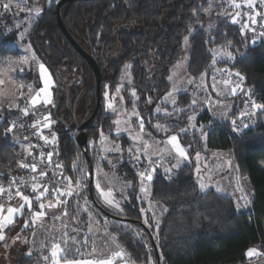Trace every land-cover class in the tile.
<instances>
[{
    "label": "trees",
    "instance_id": "1",
    "mask_svg": "<svg viewBox=\"0 0 264 264\" xmlns=\"http://www.w3.org/2000/svg\"><path fill=\"white\" fill-rule=\"evenodd\" d=\"M57 1H45L28 32L27 42L51 73L59 76L62 84L68 75L74 76L72 90L75 95L83 93L80 113L84 115L86 107L91 109L95 101L93 75L87 62L58 27L55 13ZM226 1L78 0L67 3L61 10L67 29L91 52L99 65L103 63L102 56L119 51L118 56L107 62V71L101 83V104L96 118L98 125L87 127L88 140L96 141L103 130L108 138L120 141L125 147L126 138L114 134L116 115L105 108L103 91L105 88L109 92L116 91L128 66L136 99L129 94V86L125 84L121 90L125 106L131 108L135 105L142 116L147 111L146 129L160 124L168 129L164 135L179 134L180 143L189 157V163L181 166L171 179L156 172L150 180L151 200L163 203L167 208L157 227V242L152 237L150 218L147 221L151 227L144 223L141 214L143 203L137 200L136 194L139 176L127 159L117 168L132 186L122 215L110 212L98 203L92 191L89 193L90 201L99 213L120 223L111 232L117 235L118 243L133 263L146 264L149 258L145 244L135 235V229L142 230L150 241L155 264H242L249 249L264 243V111L254 126L232 134L228 130V120H212L202 110L201 104L196 102L192 105L194 98L188 92L180 93L172 106L159 102L170 88V68L183 54L187 37V72L192 78L203 73L208 75L212 69L211 50L227 46L233 58L219 65L239 71L245 77L246 86L264 104V38L250 45L247 31L242 33L240 27L230 22L231 5L228 15L221 14ZM258 1L254 0V4H259ZM208 11L214 17L210 29L207 28ZM13 18L16 16L0 14V59L19 54V49L10 44L13 36L7 34L5 28ZM22 78L38 84L31 71ZM64 100L63 97L58 114L64 111L65 119L70 121L72 115L65 109ZM237 104L239 106L232 109L228 118L238 112L241 102ZM152 105L167 109L172 114L155 113ZM18 112H6L0 120V172L5 175L18 171V162L25 154L21 145L12 141V133L7 132L9 120ZM197 113L198 123L204 124L201 131L181 132V129L187 128L188 118ZM58 128L59 150L66 169L70 171L77 156H81L88 167L89 164L92 166L89 152H82V148L68 136L73 127L63 131V126L59 124ZM205 132L204 143L202 134ZM208 149L232 153L239 174L246 177L251 185L253 197L249 210L238 211L231 198L213 189L200 191L193 157L197 153H207ZM23 219L24 215L19 221ZM25 233L29 235L30 229ZM26 250L21 252L16 264H35L38 260L36 255H26Z\"/></svg>",
    "mask_w": 264,
    "mask_h": 264
},
{
    "label": "rangeland",
    "instance_id": "2",
    "mask_svg": "<svg viewBox=\"0 0 264 264\" xmlns=\"http://www.w3.org/2000/svg\"><path fill=\"white\" fill-rule=\"evenodd\" d=\"M46 0H10L11 7L9 10H5L2 6H0V14L8 13L10 15H15L16 18L11 19L8 25H6L7 34L16 38L11 42V44L17 48H19V54L16 57H12L8 55L5 59H0V79H3L5 83L0 85V120L4 117L6 112L9 111H20L23 104L28 103L29 96V88L31 86V95H34L36 91L39 90L41 87V80H40V72L38 70L37 65V58L34 55L32 49L30 48L29 43L27 42V35L28 32L36 20V17L40 14L44 7V3ZM254 2V0H253ZM259 4L264 5L261 3V0L258 1ZM232 4L231 0L226 1V6L223 8L221 12L222 15H228L229 11L228 8ZM207 28H212L214 17L210 16L209 11L207 13ZM244 31H247L245 29ZM18 34V35H17ZM264 38V35L262 36ZM184 52L181 55L180 59L170 68V90L168 97L162 98L159 102L164 104H168L170 106L173 105V101H175L176 96L181 92L178 82L181 81V85L183 87L184 92L192 93L194 96V100L201 104L202 110L208 113V109L212 110V100L216 99L223 106H225L224 97H234L238 98V102H241V106L238 111L242 110L245 106V102L243 99V94L236 91V94H232L233 82H230L228 85L223 83L224 80H228L227 72L225 73L226 69H229L227 66H221L219 63L225 61H231L233 56L227 46H218L211 50L213 59L215 58V63L213 64V60L211 61L212 69L210 70L209 74L203 73L204 76L203 80L200 79L197 81H193L192 77L187 72V63L189 60V46L187 43V39H185L184 44ZM215 53V57L213 56ZM229 54L230 57L229 58ZM28 57V62L23 63L21 58ZM31 71L32 75L36 77L38 84L35 85L33 80H24L22 76L26 74V72ZM48 73L51 75L52 81H54V85L50 88L51 92V103L48 104H38L35 106L34 111H42L47 116L50 114V130L53 133L58 132V122L54 120L51 115L52 108H53V96H54V89H55V80L51 71L47 68ZM201 75V76H202ZM213 75H215L216 87L213 88ZM211 76V77H210ZM74 79V76L68 75L65 82H63V91L69 90L71 86V81ZM70 80V82H68ZM131 76L128 70V66L126 67V71L124 76L122 77L121 84L117 87L115 92H109L107 88L103 91V100L104 106L112 113H116V121H119L118 129L116 134L125 133L128 135L132 142H135L133 137L139 134V121L137 118L132 115L134 111L138 112L136 106L133 105L131 108H127L125 106V97L122 93V88L125 84L129 86L128 92L134 99H136L135 95H133L134 88L130 84ZM188 82V83H187ZM187 83V84H186ZM21 85L25 87L21 89ZM85 88V86H83ZM62 91V92H63ZM23 92L24 95L21 96L20 93ZM201 92V95H199ZM107 94V95H106ZM191 94V95H192ZM198 96H200L198 98ZM172 97V98H171ZM72 104V100H71ZM11 105V107H10ZM112 105V107H109ZM18 106V107H17ZM80 106V104H79ZM152 110L155 113H158L155 109L158 107L156 105H152ZM90 106H87L86 109L88 113H90ZM160 114H164V112L171 113L167 109L161 108ZM264 110H259L252 115V117L248 120V124L254 126L258 120V117ZM224 112V110H223ZM19 113V112H18ZM238 113V112H237ZM236 113V114H237ZM61 113H59L60 115ZM64 116V112L62 114ZM81 114H78L76 117L78 120L81 119ZM147 115V113H146ZM198 113L197 115H191L190 117H194L193 120H189L188 126L186 130H196L198 132L202 129V124L198 123ZM140 117H143L141 113H139ZM208 116L210 114L208 113ZM227 114L224 115L223 120L227 119ZM233 117V116H232ZM211 118V117H210ZM146 121L147 118H146ZM144 121V130L143 136L146 135H155L158 136L160 139L164 137V131L158 129L156 127L157 124H154L152 129L147 130L145 129V122ZM115 122V120H114ZM160 125V124H159ZM192 125H195L193 127ZM163 126V125H161ZM164 127V126H163ZM18 130H20L18 128ZM122 130V131H121ZM244 131V130H243ZM21 132V131H20ZM115 132V131H114ZM17 144L21 145L23 149L29 148L28 142L23 139V135L19 133ZM115 134V133H114ZM106 137L107 135L104 134ZM207 137V133L202 134V140L205 143ZM108 142L111 145H118L121 149V142L117 140H112L107 137ZM127 140V139H126ZM90 145L88 147V152L92 158L93 165H92V191L94 192V196L101 200L99 197L98 192L96 191L94 184L95 180L98 178L101 182V185L107 190L109 187L113 189V194L115 199L119 201L120 205H125L129 199V193L132 189L131 183L125 179L123 173L118 172V166L127 159L128 162L133 166L135 172L140 173L142 169L144 170L145 167L142 165L144 163H149V160L146 159L147 157L141 156L138 160L135 158L137 153L135 149L130 154L128 149L131 148L130 142L126 141V146L123 147L121 151H108L104 152L101 151L102 147H107L108 145H101L100 143V136L98 135V139L96 141L89 140ZM136 143V142H135ZM135 147V146H134ZM137 148V146L135 147ZM216 150H209L207 153H202L197 158L196 155V162L197 168H199V172H196L195 178L198 182V186L201 192H206L208 188L214 186L215 181H220L222 183V178L225 176L226 173H229L231 176L235 174V178L231 184H227V180L223 182L225 183L226 192L229 195H233L234 192H237L239 188L243 189V193L246 194V198H242V193L239 191L236 193L235 196L237 199L239 198V206L243 208H247L249 204V190L248 185L243 179L237 178V174L239 171H236L235 166L237 168L236 162L233 158V155L230 151H224L221 155L216 152ZM221 151V150H220ZM222 152V151H221ZM27 154L19 160L18 167L21 163L26 159ZM101 157H104L103 159ZM188 160V159H187ZM111 161V163H109ZM165 161V160H164ZM184 161V160H183ZM78 164L79 168L87 169L88 165L85 160L81 158V156H77L72 165ZM179 163L177 162L176 165L169 167L171 163L163 162L162 158L159 156L158 152H152L151 156V167L149 168L150 173L153 175L156 172L165 173L166 175H171L173 177L176 174L177 170L179 169ZM189 163V161H187ZM150 164V163H149ZM186 164V163H185ZM235 164V165H234ZM184 165V164H183ZM181 165V166H183ZM97 166H99V174L97 175ZM180 166V167H181ZM143 167V168H142ZM142 168L141 170H139ZM154 169V170H153ZM162 170V171H161ZM238 170V168H237ZM139 176V175H138ZM139 180L141 182V177L139 176ZM142 186H140V193L137 194V200L143 203L141 208V214L145 220L150 218L152 223V237L156 241V234H157V227L160 223V214L162 213L161 210H158L157 205L159 202H155L150 198V182L145 183L143 181ZM204 184V189H201L200 185ZM139 188V187H138ZM141 188L146 189V191H141ZM85 197H87L89 208L91 210L92 218L91 220L89 217L84 214L78 207L74 205H70L67 208L61 205H57V203L52 202V205H57L62 208H65L67 215H64L63 210H44L46 215L38 219L36 224L33 225L31 222V213L28 211V208H24L25 216L22 221L20 220L21 216H18L14 222L11 224L10 230V237L8 241L0 240V264H16L17 260L21 256V252L27 248L26 255H36L38 256V260L35 264H52V257L50 256V250L54 243H59L61 248L65 249L66 251V258L74 257V256H87V257H102L109 255L111 256L114 252L119 251L117 245L122 247L117 241V235L111 232V229L117 228L120 223L115 220H110L103 214L99 213L97 209H95L90 201L89 192L88 190L84 192ZM103 202V201H102ZM109 206V205H108ZM112 213L117 215H122L123 211H118L119 208L109 206ZM35 209L34 207L32 208ZM51 211V214H49ZM30 213V218H27V215ZM59 217V219H57ZM28 221V227L25 228L24 224L25 221ZM106 222V223H105ZM151 223H145L146 226L151 227ZM91 227V232H89V228ZM30 229L29 235L25 232L26 230ZM7 229H4L6 231ZM34 231V233H32ZM135 235L141 239V241L145 244L146 249L149 253V258L146 264H155L154 261V252L153 247L150 244L148 238L143 234L142 230L135 229ZM67 233V236H65ZM116 237L115 241H113L112 237ZM75 238V239H73ZM65 240L67 243H65ZM87 240V243L84 241ZM27 246V247H26ZM123 248V247H122ZM125 251V250H124ZM126 252V251H125ZM30 256V255H29ZM45 257H48L46 260ZM64 258L61 257L60 260ZM124 262L129 264H136L131 261L129 254L126 253L124 259H120ZM143 264V263H141ZM145 264V263H144ZM255 264H264V260L256 262Z\"/></svg>",
    "mask_w": 264,
    "mask_h": 264
},
{
    "label": "snow or ice",
    "instance_id": "3",
    "mask_svg": "<svg viewBox=\"0 0 264 264\" xmlns=\"http://www.w3.org/2000/svg\"><path fill=\"white\" fill-rule=\"evenodd\" d=\"M261 3H264V0H261ZM0 6H2L5 10H9L11 7L10 4V0H0ZM232 6L239 8L241 5L238 3H235V0H232ZM245 6L248 8H254V2L253 0H245ZM240 16V13L237 12L236 16L232 17L231 19V23L233 24H237L239 23V19L238 17ZM248 21L251 22V24H255L256 23V19L255 16H248L247 17V21H245L241 31L242 33L244 32L245 29L249 28V24ZM264 35V34H262ZM187 39V37L185 38ZM253 43H255V41H253ZM213 56L215 57V53H213ZM229 58L230 54H229ZM28 57H22L21 60L23 63H27L28 62ZM215 58L213 59V64L215 63ZM40 68V80H41V87L39 88L38 91L35 92L34 95H31V86L29 85V96L30 98L28 99V105H30L32 107V109H35V106L41 103L44 104H48L51 103V92H50V88L54 85V81H52L51 79V75L50 73H48L47 69L45 68V66L43 64L39 65ZM237 76H239V73L236 74ZM204 76H201V80H203ZM5 83V81L3 79H0V85H3ZM223 83L225 85H228L230 83L229 80H224ZM21 89H23L25 86L21 85L20 86ZM216 87V81H215V75H213V88ZM237 91V86H234L232 88V94L235 95ZM133 95H135V91H133L132 93ZM21 96L24 95L23 92L20 93ZM107 95V94H106ZM169 95H171V93H169ZM149 102H151V100H149ZM173 104H175V101H173ZM196 101L193 100L192 101V105H195ZM11 107V105H10ZM18 107V106H17ZM109 107H112V105H109ZM252 108L254 109H264V104H258L253 102L252 103ZM158 113L161 111V109L159 107H157L155 109ZM180 111H184L183 109H180ZM24 115H28L29 114V107L26 106L23 109ZM137 120L139 121V129L140 132L139 134H137L135 137H133L134 141L138 144V145H142V147H137L135 149V152L137 153L136 155V159L138 160L140 158L141 155L145 156L148 158L149 163L151 164V157L148 156V148L149 145L146 141L143 140V130H144V118L139 116V113L134 111L133 114ZM164 115H171V113L168 112H164ZM245 115L244 113H242V116ZM190 121L194 119V117H189L188 118ZM115 124L119 125V121L114 122ZM233 123H235V121H233ZM193 127H195V125H192ZM13 127H15V122H12L10 127L7 129V132H11ZM32 127L37 129V135L40 136L41 139L44 140V142L47 144L49 143V139L46 136L42 135V129L43 128H47L50 127V114L48 116H44L42 118V120H38L36 121ZM156 127L164 132H167L168 129L166 127H163L159 124L156 125ZM119 131V129H118ZM187 131L186 129H181V132H185ZM100 136V143L101 145H108L107 147H102L101 151L104 152H108V151H121L120 147L118 145H111L108 140L107 137L104 136L103 130L100 131L99 133ZM51 143H55V136H53V139L51 141ZM157 143H161V142H157ZM167 145L170 146V154L171 153H175V155L181 159H189V157L187 156V150L186 148L180 143L179 140V134H173L168 136L166 142ZM129 153L131 154L133 152V149L130 148L128 149ZM29 155H32L31 152H29ZM44 153L41 152L40 153V159H39V163L40 164H44L45 160H44ZM197 158H199V153L196 154ZM52 156L53 153L52 152H48L47 153V166L48 167H52L53 162H52ZM102 159L104 157H101ZM35 160V158H34ZM109 163H111V161H109ZM22 168L24 169H30L32 172H36L37 171V163L33 162L30 165L26 164V163H21L20 165ZM56 168L60 169V173L59 175L56 172H53L54 176H57L58 178L55 180V184L56 185H67V187H53V188H49L47 185L43 184V183H38V181H43V179L45 177H47L48 173L46 171H40L38 176H34L32 177V184H31V191L33 193H36L35 196H28V195H24L23 192L20 191V187L17 186L16 187V195L19 196L23 203L19 206V208H14V207H9L7 209V214H4V208L3 205H0V240H4L5 236L3 234V230L5 228H7L9 225H11L14 220L18 217L21 216L23 214L24 208L25 206H27L28 211L31 213V222L33 225L36 224L38 219L43 218L46 213H45V208H51L54 206H57L59 204H66L67 203V199L71 198L73 195H77L79 196L81 191L86 190L87 185H86V181L89 179L90 177V173H88L87 171H85L84 169L79 168L78 164L73 165L74 170H78L81 172V175L76 179L75 184H73L71 178L69 177H65L63 176V169L62 166L59 164L55 165ZM154 170V169H153ZM99 166H97V175L99 174ZM197 172H199V168H197ZM138 175L141 177V182L143 183V180L145 177H147L148 180H151L152 177L150 174H147L145 172H141L138 173ZM16 177L12 178V184H10L8 186V189H5L3 186H0V194L4 193V192H8V196L9 199L12 198V193H11V188L13 186V184H15L16 182ZM21 184H23V180H21L20 182ZM94 187L96 189V191L99 194L100 199L107 205L112 206V207H116L119 208V201L115 199V196L113 194V189L111 187H109L107 190H105V188L101 185L100 180L97 178L95 180V184ZM201 189H204L205 185L201 184L200 185ZM42 189V190H41ZM241 193H242V198H246V194L243 193V189L239 188L238 189ZM51 191V194L56 198L57 200V205H52V204H48L45 205L42 201ZM141 191H146V189L141 188ZM61 197H64V199H61ZM33 199H35L38 203V207H39V211H34L32 209V202ZM88 200L87 197H84V211H88ZM78 207L80 206L79 203L77 205ZM89 219L91 220L92 215L89 212ZM64 215H67V212L65 211ZM57 219H59V217H57ZM147 219L145 220V223H147ZM106 223V222H105ZM24 227L27 228L28 227V221H25ZM89 232H91V227L89 228ZM65 236H67V233H65ZM75 239V238H73ZM113 241H115L116 237H112ZM65 243H67V241L65 240ZM84 243H87V240L84 241ZM117 248H119V251L114 252L111 257L107 258V259H94V260H78V261H66V264H116L117 260L120 259H124L126 256V252L124 251V249L122 247H120L119 245H117ZM256 252L255 249H249L248 250V255L251 256ZM29 255H31V253H29ZM50 256L52 257V264H60V258L64 257L66 259V251L65 249L61 248L59 243H54L51 247L50 250ZM45 259L47 260L48 257H45Z\"/></svg>",
    "mask_w": 264,
    "mask_h": 264
},
{
    "label": "built area",
    "instance_id": "4",
    "mask_svg": "<svg viewBox=\"0 0 264 264\" xmlns=\"http://www.w3.org/2000/svg\"><path fill=\"white\" fill-rule=\"evenodd\" d=\"M235 3H238L241 6L239 8H236V7H233L231 4L232 14L230 17V21H231L232 17L236 16V13L239 12L240 16L238 17V19L240 22L237 24H234V25H236L242 29L245 21H247V17L248 16H255L256 23L254 25L251 24L250 21H248L249 28L247 29V33L249 36V44L250 45L257 44L260 41V39L262 38V36H263L262 34H264V5L254 4V8H248L245 6V0H235ZM253 41H255V43H253ZM225 73L227 74L228 80L230 82H233V86H237L238 92L243 94L242 100L245 102L244 108L242 110L238 111V113L235 114L233 117H231L228 121L229 122L228 130L230 131V133L237 134V133H240L241 131L250 127V125L248 124V120L252 117V115H254V113L256 111L264 110V109L252 108V103L255 102L258 104H263V102L256 97V94L252 91L251 88L246 86L245 77L239 71L229 68V69L225 70ZM237 73H239V76L236 75ZM26 106L29 107V114L28 115H24V112H23V109ZM242 113H244L245 115L242 116ZM44 116H47V115L45 113H43L42 111H38V112L34 111L32 109V107L30 105H28V103H25V104H23L18 115L15 117H12L9 120L10 125L12 122H15V127L20 129L21 134L23 135V138L29 144L27 157L22 163H26V164L30 165L31 163L36 162L37 163V171L32 172L30 169H24L21 166H19L18 171L15 174L5 175L3 172H0V186H3L5 189H8V186L10 184H12V178L13 177L17 178L15 184H13V186L11 188L12 198L9 199L7 191L0 194V205H3L5 202L19 198V196L16 195V187L17 186L20 187V191L23 192L24 195L35 196L36 193H33L31 191V184L33 182L32 177L38 176L40 171H46L48 173V175H47V177H45L43 179V181H38V183H43V184L47 185L50 189L53 187H61V188L67 187L66 184L65 185H56L54 183L58 177L54 176L53 172H56L58 175L60 173V169L55 167L56 164H59L62 166L63 176L71 178L73 184H75L76 179L81 175L80 171L74 170L73 165H71L70 171L67 170L63 161H62L61 153L59 150V142H58V133H59L60 129H58V132L56 134L53 133L52 130H50V127L42 129V135L48 137V139H49V143H47V144L44 142L43 139L40 138L39 135H37V129L32 127V125L36 121L42 120V118ZM233 121H235V123H233ZM79 132L80 131L74 127H73V129H71L68 132V136H69L70 140L72 142H74L75 145H78L77 144V136H78ZM53 136H55V143H51ZM89 145H90V142L88 140L86 146L81 147L82 148L81 151L82 152H85V151L88 152ZM29 152H31L32 155H29ZM41 152H43L45 154L44 155V160H45L44 164L39 163ZM48 152L53 153V156H52L53 165L51 168L47 166V153ZM34 158H35V160H34ZM144 167H145V169L142 170V172L150 174L151 177H153V173L151 174L149 171L151 164L144 163ZM85 171L90 173L89 167L87 169H85ZM162 174L166 179L172 178L171 175H166L165 173H162ZM21 180H23V182H24L23 184L20 183ZM143 181L145 183L150 182V180H148L147 177H145ZM86 185H87L86 190L81 191L79 196L73 195L71 198L67 199L66 204L62 203L59 205L64 206L66 208L70 205H74V206L78 207L77 205L79 203L80 206L78 208L84 214H86L89 217L88 213L89 212L91 213V210L89 208V204L87 205L88 211L87 212L84 211V197H85L84 192L87 190L89 192L90 177L86 181ZM46 199L57 203V200L51 194V191L43 200H46ZM61 199H64V197H61ZM36 202L37 201L35 199H33L32 208L34 207ZM25 207L27 208V206H25ZM23 215L25 216V212H23V214L21 216H23ZM27 218H30V213L27 215ZM251 249H255L256 252L251 256H249L247 254L248 253L247 252L246 257H245V261L242 264H255L256 262L264 260V243H260L259 246L255 247V248H251Z\"/></svg>",
    "mask_w": 264,
    "mask_h": 264
},
{
    "label": "crops",
    "instance_id": "5",
    "mask_svg": "<svg viewBox=\"0 0 264 264\" xmlns=\"http://www.w3.org/2000/svg\"><path fill=\"white\" fill-rule=\"evenodd\" d=\"M6 33H8L7 32V30H6ZM18 35V34H17ZM16 38V35H14V37L12 38V40H11V42L14 40ZM11 42H10V44H11ZM30 45V44H29ZM30 48L32 49V47H31V45H30ZM19 49V48H18ZM32 51H33V49H32ZM33 53H34V55L36 56V58H37V55H36V53L33 51ZM8 56V55H7ZM7 56H5V57H3L2 59H5ZM39 61V63L37 64V65H40V64H43L38 58H37V62ZM44 65V64H43ZM45 66V65H44ZM45 68L47 69V67L45 66ZM38 70H39V72H40V68H39V66H38ZM169 75H170V73H169ZM202 75V74H201ZM201 75L199 76V77H197V78H192L193 79V81H197V84H198V80L200 79V77H201ZM1 76V75H0ZM211 77V76H210ZM168 80H169V76H168ZM169 83H170V81H169ZM188 83V82H187ZM186 83V84H187ZM178 84H179V87L180 88H182L181 89V92L180 93H182V92H184L183 91V87H182V85H181V81L180 82H178ZM169 90H170V88H169ZM169 90H168V92L167 93H165L164 95H163V97L162 98H167L168 97V93H169ZM115 92V91H114ZM187 92V91H186ZM179 93V94H180ZM178 94V95H179ZM192 94V93H191ZM177 95V96H178ZM199 95H201V92H200V94ZM177 96H176V98H177ZM192 96H194L193 94H192ZM200 96H198V98H199ZM172 98V97H171ZM175 101H176V99H175ZM223 103H225V106H223L222 104H221V102H219L218 100H216V99H213L212 100V110H210V109H208V113L210 114V117H211V119L212 120H217V121H221V120H223V117H224V115L225 114H227L228 116H227V119H228V117H229V114L231 113V111H232V109L236 106V107H238L239 105L237 104V103H239L238 102V100H236L234 97H232V96H230V97H224V101H223ZM223 110H224V112H223ZM115 115H116V113H115ZM197 115V114H196ZM116 118L117 117H115V122H116ZM188 122H189V119H188ZM202 126H204V124H202ZM10 127V126H9ZM146 129V128H145ZM117 130H118V126H117V124H115V129H114V133H115V135L116 136H124L126 139H127V141L128 142H130V145L129 146H131V148L132 149H136L135 147L137 146H139V147H142V145H138L137 143H135V142H132L131 141V139L129 138V134L128 135H125V133H124V131H123V133H120V134H116V132H117ZM148 130V129H147ZM122 131V130H121ZM119 132V131H118ZM11 133H12V141L14 142V143H17V141L19 140L18 139V137H19V133H20V131L18 130V128H16V127H13V129H12V131H11ZM170 135H173V134H168V135H165L164 137H161V139L158 137V136H155V135H146V136H143V140L144 141H146L147 143H148V145H149V148H148V156H152V152H158V154H159V156L162 158V160H163V162H167V164L168 163H171L170 165H169V167H172V166H174V165H176V163L177 162H180L179 163V167L178 168H180V166L181 165H183V164H185V163H187V161H189V159L188 160H185V159H181V158H179V157H177L176 155H175V153H171L170 154V146L169 145H167L166 143H164V142H166V140H167V138H168V136H170ZM106 137H108V136H106ZM24 139V138H23ZM157 142H161V143H157ZM126 146V145H125ZM135 146V147H134ZM121 149H122V146H121ZM123 150V149H122ZM209 150H214V149H209ZM23 151L25 152V154H27L28 153V150L27 149H23ZM207 152H208V150H207ZM214 152H216L217 154L219 153L220 155H221V153H223L224 151H220V150H216V151H214ZM200 154H202V153H199V155ZM141 156H143V155H141ZM140 156V157H141ZM196 155L193 157V160L195 161V163H196V166H195V172H196V168H197V162H196ZM146 159H148V158H146ZM165 160V161H164ZM184 160V161H183ZM143 166H144V164H142ZM235 165V164H234ZM143 168V167H142ZM142 168H140L139 170H141ZM235 169H236V171H238L237 170V168H236V166H235ZM143 170V169H142ZM162 171V170H161ZM142 171H140V173H141ZM194 172V173H195ZM92 174H93V172H92ZM237 178H239V179H243V181H245L246 183H247V185H248V190H249V204H248V207L247 208H243V207H240L239 206V203H240V201H239V198L237 199L235 196H237L236 195V193H238L239 191L237 190V192H234L233 193V195H229L226 191V187H225V183L223 182V180L224 181H226L227 180V184L229 185V184H231L232 185V182H233V180H234V178H235V174H232V176L229 174V173H226L225 174V176L221 179L222 180V183L218 180V181H215L214 182V186L212 185V187H210V189H213L214 191H216L217 193H219V194H221V195H224V196H227V197H229V198H231L233 201H234V203H235V206H236V208H237V210L238 211H247V210H249L250 209V204H251V200H252V197H253V193H252V189H251V185H250V183H249V181H248V179L246 178V177H243V176H241L240 174H237ZM142 185H144L142 182H140V186H142ZM140 186H138L139 188H137L136 189V194H138V193H140ZM208 190H209V188H208ZM93 192V191H92ZM94 193V192H93ZM96 198V197H95ZM96 200L98 201V203L100 204V205H102L104 208H106L107 210H109V211H112L111 209H110V207L107 205V204H105L104 202H102V200H98L97 198H96ZM40 202H43L45 205H48V204H52V202L50 201V200H48V199H46V200H42V201H40ZM23 203V201H22V199L19 197V198H16V199H14V200H11V201H8V202H5L4 204H3V208H4V214L6 215L7 214V209L9 208V207H14V208H19V206L21 205ZM38 203L39 202H36L35 203V205H34V211H39L40 209H39V207H38ZM154 203H155V201H154ZM120 205V204H119ZM157 207H158V210H161V214H160V219H161V217H162V215L166 212V206L163 204V203H160L159 202V204L157 205ZM121 208H122V211H123V205H120V207H119V210L118 211H115V212H119V211H121ZM54 209H58V210H63V212L65 213V208H62V207H60V206H54V207H51V208H48V207H46L45 208V210H54ZM121 211V212H122ZM49 214H51V211H50V213ZM151 221V220H150ZM11 227V225H9L7 228H5V229H7L6 231H4L3 230V234H4V236H5V239H4V241H8V239H9V237H10V230H9V228ZM32 233H34V231L32 232ZM109 257H111V256H109V255H106V256H100V257H87V256H74V257H69V258H62L61 260H60V264H66V261H78V260H94V259H107V258H109ZM116 264H129V263H127V262H124V261H122V260H117L116 261Z\"/></svg>",
    "mask_w": 264,
    "mask_h": 264
},
{
    "label": "water",
    "instance_id": "6",
    "mask_svg": "<svg viewBox=\"0 0 264 264\" xmlns=\"http://www.w3.org/2000/svg\"><path fill=\"white\" fill-rule=\"evenodd\" d=\"M78 0H58L55 4V13H56V20L58 27L66 40L69 42V44L80 54V56L87 62L91 73L93 75V87L95 91V101L94 105L91 108L90 113L86 112L85 118L82 120H78L76 117V113L74 112L72 114V119L70 121H67L63 115L58 114V105H59V95L61 93V86L62 82L60 81V78L57 74H53L54 80H55V89H54V96H53V108H52V117L54 120H56L61 126H63L62 130L67 131L71 127H74L78 129L80 132L77 136V144L80 147H85L88 141L86 129L87 127H97V114L100 109L101 104V83L103 74L107 68V63L105 62V59L102 60V65H99V62L97 59L87 50L83 45L79 43V41L70 33V31L65 26L63 19H62V13L61 10L63 6H65L67 3L75 2ZM88 35V33H87ZM116 56V54H112L111 58ZM110 58V59H111ZM75 110V108H74ZM147 111L143 113L144 120L146 121ZM147 122V121H146ZM85 154L87 151L84 152ZM89 170H90V188L89 193L91 194L92 191V166L89 164Z\"/></svg>",
    "mask_w": 264,
    "mask_h": 264
},
{
    "label": "flooded vegetation",
    "instance_id": "7",
    "mask_svg": "<svg viewBox=\"0 0 264 264\" xmlns=\"http://www.w3.org/2000/svg\"><path fill=\"white\" fill-rule=\"evenodd\" d=\"M113 54H116V56H118V54H119V51H115ZM112 55V54H111ZM111 55H109V54H106V55H104V56H102L101 57V59L103 60V59H105V62L107 63L108 61H109V59L111 58ZM116 56H114V57H116ZM105 71H107V68H106V70ZM65 82V81H64ZM69 82V81H68ZM63 85V84H62ZM71 86H72V84H71ZM63 86H61V90L63 91ZM61 91V93H60V95H59V105H60V103L61 102H63V97H64V106H65V109L68 111V112H70L71 113V115L75 112L76 113V116L78 115V114H81L80 113V106H79V104H81V100H82V98H83V93L81 92H77V94L75 95L74 93H73V90H72V87H70L69 88V90H66V92H65V90L62 92ZM71 100H72V104H71ZM59 105H58V107H59ZM74 108H75V110H74ZM91 110V109H90ZM64 112V111H63ZM86 112H88V110L86 111ZM65 113V112H64ZM62 114V113H61ZM86 114V113H85ZM85 114L83 115V114H81L80 116H81V119L80 120H82L83 118H85ZM97 118V117H96ZM72 119V118H71ZM70 119V120H71ZM68 121V120H67Z\"/></svg>",
    "mask_w": 264,
    "mask_h": 264
}]
</instances>
